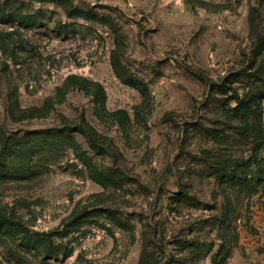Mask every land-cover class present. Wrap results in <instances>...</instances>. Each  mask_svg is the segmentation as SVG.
Returning <instances> with one entry per match:
<instances>
[{
    "label": "rangeland",
    "instance_id": "374dc122",
    "mask_svg": "<svg viewBox=\"0 0 264 264\" xmlns=\"http://www.w3.org/2000/svg\"><path fill=\"white\" fill-rule=\"evenodd\" d=\"M72 1L120 29L0 0V213L68 234L0 264H264V0ZM81 114L107 152L58 133Z\"/></svg>",
    "mask_w": 264,
    "mask_h": 264
},
{
    "label": "trees",
    "instance_id": "16d2710c",
    "mask_svg": "<svg viewBox=\"0 0 264 264\" xmlns=\"http://www.w3.org/2000/svg\"><path fill=\"white\" fill-rule=\"evenodd\" d=\"M43 2H51L61 5L68 17L74 18H83L89 21H99L103 23H109L112 29L118 31L120 26L118 22H114L112 16L107 14H102L95 6L90 4L85 5H75L72 0H39ZM17 21L25 24L26 26H35L37 25L38 18H27L18 11H14L11 14ZM116 43L119 44V39L117 38ZM122 52L119 49V46L112 51L111 63L114 69L118 70L122 66L121 61ZM126 83L133 84L134 82L126 80ZM100 86V84H98ZM98 86V87H99ZM101 95H103V100H105L106 92L101 87ZM249 103L252 102V98H249ZM80 133L86 141L89 143L90 147L99 154L107 152L110 147V142L105 139V137L97 130V128L89 122L84 114H81L75 122L65 126L63 129H59L58 133L68 134L72 136L74 133ZM264 142V141H263ZM2 162H0L1 164ZM224 172L222 173L224 178H228L229 182L233 186H238L240 188L247 187V178H243L241 175H238L236 168L229 166L223 167ZM252 181H250L251 183ZM249 183V182H248ZM251 185V184H250ZM183 198H190L188 191H181ZM116 217L117 221L123 225H128L123 219L119 218L117 215L112 213ZM66 237L68 234L66 230H57L56 232L49 233H36L30 232L26 226L20 221V219L15 216L7 215L0 213V243L7 240L17 239L19 245L22 249L28 253H33L38 257H48L54 254H57L60 246L54 243V236ZM142 256L141 260H143Z\"/></svg>",
    "mask_w": 264,
    "mask_h": 264
}]
</instances>
